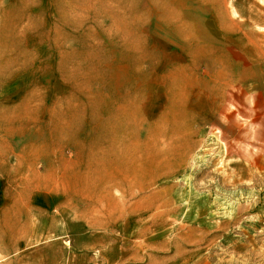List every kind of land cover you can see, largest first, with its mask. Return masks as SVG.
I'll list each match as a JSON object with an SVG mask.
<instances>
[{
  "label": "rangeland",
  "instance_id": "rangeland-1",
  "mask_svg": "<svg viewBox=\"0 0 264 264\" xmlns=\"http://www.w3.org/2000/svg\"><path fill=\"white\" fill-rule=\"evenodd\" d=\"M0 264H264V0H0Z\"/></svg>",
  "mask_w": 264,
  "mask_h": 264
}]
</instances>
